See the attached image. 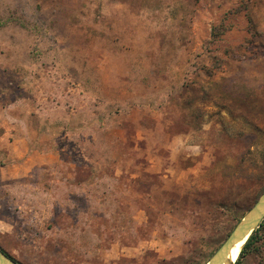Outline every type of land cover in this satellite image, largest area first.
Segmentation results:
<instances>
[{
	"label": "rangeland",
	"instance_id": "obj_1",
	"mask_svg": "<svg viewBox=\"0 0 264 264\" xmlns=\"http://www.w3.org/2000/svg\"><path fill=\"white\" fill-rule=\"evenodd\" d=\"M263 95L264 0H0V248L203 264L264 189Z\"/></svg>",
	"mask_w": 264,
	"mask_h": 264
},
{
	"label": "water",
	"instance_id": "obj_2",
	"mask_svg": "<svg viewBox=\"0 0 264 264\" xmlns=\"http://www.w3.org/2000/svg\"><path fill=\"white\" fill-rule=\"evenodd\" d=\"M264 219V189L252 207L240 218L225 240L213 252L205 264H234L239 256L232 259V249L241 243V249L252 232ZM0 264H19L0 248Z\"/></svg>",
	"mask_w": 264,
	"mask_h": 264
},
{
	"label": "trees",
	"instance_id": "obj_3",
	"mask_svg": "<svg viewBox=\"0 0 264 264\" xmlns=\"http://www.w3.org/2000/svg\"><path fill=\"white\" fill-rule=\"evenodd\" d=\"M263 97H264V95H263ZM263 222H264V219L261 221V223L259 224V226L252 232V234L249 236V238L247 239V241L245 242V244L243 245V247H242V249H241V251H240V254H239V256H238V258H237V260H236V262L234 263V264H241V259H242V257L246 254V253H248V252H252V251H254V252H257V251H259V247L258 246H256L255 244L259 241V233H260V231H261V227L263 226ZM217 249V248H216ZM215 249V250H216ZM214 250V251H215ZM213 251V252H214ZM213 252L211 253V255L213 254ZM210 255V256H211ZM8 256H10L9 254H8ZM11 257V256H10ZM12 259H14L13 257H11ZM209 259V258H208ZM207 259V260H208ZM15 260V259H14ZM206 260V261H207ZM206 261L203 263V264H205L206 263ZM18 262V261H17ZM20 264V263H19Z\"/></svg>",
	"mask_w": 264,
	"mask_h": 264
},
{
	"label": "bare ground",
	"instance_id": "obj_4",
	"mask_svg": "<svg viewBox=\"0 0 264 264\" xmlns=\"http://www.w3.org/2000/svg\"><path fill=\"white\" fill-rule=\"evenodd\" d=\"M241 243H238L233 249H232V259H236L238 254L241 251Z\"/></svg>",
	"mask_w": 264,
	"mask_h": 264
},
{
	"label": "crops",
	"instance_id": "obj_5",
	"mask_svg": "<svg viewBox=\"0 0 264 264\" xmlns=\"http://www.w3.org/2000/svg\"><path fill=\"white\" fill-rule=\"evenodd\" d=\"M17 145L16 146H14V148L16 147H20V152L21 153H23L24 151V148H25V144H26V140H24V139H19L18 141H17ZM23 146H24V148H23ZM15 148V149H16ZM15 149H13V153H16V151H15ZM22 149V150H21Z\"/></svg>",
	"mask_w": 264,
	"mask_h": 264
}]
</instances>
